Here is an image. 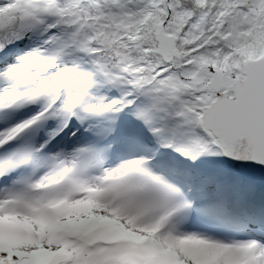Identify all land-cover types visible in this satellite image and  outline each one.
Returning a JSON list of instances; mask_svg holds the SVG:
<instances>
[{"label":"snow or ice","instance_id":"1","mask_svg":"<svg viewBox=\"0 0 264 264\" xmlns=\"http://www.w3.org/2000/svg\"><path fill=\"white\" fill-rule=\"evenodd\" d=\"M260 31L264 0H0V216L94 198L125 231L159 224L175 264H196L182 241L264 264ZM61 248L9 240L0 264ZM116 249L59 264H163Z\"/></svg>","mask_w":264,"mask_h":264},{"label":"rangeland","instance_id":"2","mask_svg":"<svg viewBox=\"0 0 264 264\" xmlns=\"http://www.w3.org/2000/svg\"><path fill=\"white\" fill-rule=\"evenodd\" d=\"M66 200H67L66 198L65 199H59V202H58V200L56 202L62 203L64 201H66ZM80 202H82V203H80ZM67 203H68V205H72L74 207H78L79 206V208H77L75 210L76 212L73 215V217L75 218V220H74L75 222H73L72 225H71V226H76V227L86 225V224H84V222L86 220L93 218V216H96L92 212V208L93 207L102 206L94 198H87L85 200L71 201V202L69 200H67ZM113 217L114 218L111 219V220H109L107 218H100L99 220H100V223H105L106 226H108L109 223L111 221H113V220L119 222V217H118V215L116 213H113ZM76 219H78V220L76 221ZM129 223H131V221H129ZM42 224L43 225L39 228V230H41V231H43V226H46L45 223H42ZM120 227L124 230L122 225H120ZM56 228L57 227H53V226L52 227H48V230H49L48 232H50V234H51V237H49V239H48L49 242H51L52 236H53L54 232L56 231ZM146 231L148 232V235L145 236V237H140L136 233H132L130 230L129 231H125V233L130 234L128 236L137 238V240L142 242L147 237L153 239L155 233L157 232L156 226H154L152 228H149V229H146ZM88 232L92 233L90 231H88ZM68 233L69 234H75L73 232H68ZM107 233H108V231H104L102 236H94V239L106 238L108 236ZM45 238H48V237L45 236ZM156 241L158 242V240H156ZM53 242H58L59 243L58 240L57 241H53ZM16 243L17 244H23V245H31L30 242H24V241L23 242L16 241ZM157 249L161 250V254H164V253L169 254V256L167 258L172 263H175V255H176V253H175V250H174L172 245H169L168 248L157 247ZM180 251L183 252V253L188 252L187 250L185 252L184 249H180ZM70 254L73 255V256H71ZM213 255H214V259H215L213 262L211 260H208V259L207 260L206 259H198V258H192V259L196 261V264H217V262L221 260V255H220L219 251H214ZM72 257H80V255L78 254V255L75 256L74 254H72L71 251H70V253H66L64 250L60 249L54 256H51V257H48L47 255L38 256L37 260H36V264H59V262L61 260L70 259ZM223 261H224V264H228V262L226 260L223 259Z\"/></svg>","mask_w":264,"mask_h":264},{"label":"bare ground","instance_id":"3","mask_svg":"<svg viewBox=\"0 0 264 264\" xmlns=\"http://www.w3.org/2000/svg\"><path fill=\"white\" fill-rule=\"evenodd\" d=\"M30 216V220L31 222H34L31 218L32 216H34L33 213H30L29 214ZM9 219V218H6V220ZM1 220H3L1 218ZM5 220V219H4ZM68 221H66L67 223ZM0 228H5V226H0ZM125 239V238H124ZM127 239V238H126ZM10 240L9 238L7 239L5 236H3L0 232V243H3V242H6ZM118 240H121V239H115V240H111V241H118ZM201 242L199 241H182L180 242V244L178 245L179 249H184L185 252L186 250L188 252L184 253L185 255L187 256H190L191 258H198V259H208V260H211L212 262L215 260L214 259V251H211V252H204L202 250L199 249V245H200ZM148 252V254H153V251L151 250H146ZM159 261H162V262H165L164 259H159ZM207 263V262H206Z\"/></svg>","mask_w":264,"mask_h":264},{"label":"trees","instance_id":"4","mask_svg":"<svg viewBox=\"0 0 264 264\" xmlns=\"http://www.w3.org/2000/svg\"><path fill=\"white\" fill-rule=\"evenodd\" d=\"M257 42L264 41V31H260L256 37Z\"/></svg>","mask_w":264,"mask_h":264}]
</instances>
